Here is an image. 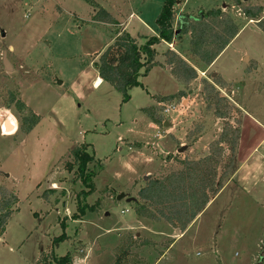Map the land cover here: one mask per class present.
Instances as JSON below:
<instances>
[{"label":"rangeland","instance_id":"1","mask_svg":"<svg viewBox=\"0 0 264 264\" xmlns=\"http://www.w3.org/2000/svg\"><path fill=\"white\" fill-rule=\"evenodd\" d=\"M90 1L98 8L86 0H0V112L13 123L5 134L0 130V216H9L0 235V264H36L63 233L69 239L54 252L70 254L73 264H114L129 238L134 247L128 264H264L261 184L256 199L228 188L182 236L163 221L139 218L135 203L117 201L124 194L137 203L149 179L180 169L181 161L199 160L219 139L224 121L205 101V89L214 84L211 72L224 83L221 95L234 107L227 111L228 122L238 131L236 153L227 151L219 176L227 184L250 153L264 157V0H179L178 32L180 17L198 9H222L241 31L212 71L189 53L190 34L155 46L156 66L129 91L128 102L108 83L94 87L96 64L116 30L140 46L158 35L164 0ZM246 6L262 8L261 25L245 19ZM97 9L108 12L111 21L96 22ZM171 52L196 68V80L175 78ZM4 53L11 73L4 70ZM179 93L184 96L159 102ZM170 104L176 111L165 114ZM146 108L161 122L151 127ZM32 115L38 123L27 132ZM81 145L89 146L95 158L90 168L98 175L96 191L80 204L96 208L73 221L84 188L65 166ZM229 155L234 158L230 169Z\"/></svg>","mask_w":264,"mask_h":264},{"label":"trees","instance_id":"2","mask_svg":"<svg viewBox=\"0 0 264 264\" xmlns=\"http://www.w3.org/2000/svg\"><path fill=\"white\" fill-rule=\"evenodd\" d=\"M86 1L94 9L98 8L92 1ZM178 2L179 0H164L161 12L156 19L158 35L148 38L140 46L130 34L116 30L110 45L101 54L95 67L99 78L103 83L111 85L122 96L123 102L129 101V91L140 87L142 85L140 80L156 66L155 46L162 42L172 44L175 34L178 32L174 29V8ZM262 11L261 7L246 6L242 10V14L248 21H257L261 25L263 23L260 18ZM94 18L96 22L101 23L111 21L110 14L103 9H99ZM178 27L180 30L178 35H191L189 53L207 67H210L220 57L241 31L240 27L222 12V9H198L193 14H185L180 17ZM171 55L169 63L175 66L173 75L179 82L189 83L198 78V72L194 67L176 53L171 52ZM223 86L224 83L219 77H216L214 84L205 89V101L208 109L213 111V115L217 119L224 121L225 126L219 139L210 146L207 155L199 160L181 161L179 162L180 169L169 174L160 172L161 177L157 175L156 178L149 179L146 186L139 191V200L135 203V212L139 218L150 222L163 221L184 234L224 189L226 184L223 177L219 176L218 170L224 162L227 151L230 152V155L236 153L238 131L228 122L227 111L234 107L227 97L221 95ZM183 96V93H179L158 99L162 103ZM143 111L150 116L153 123L161 122L160 119L155 118L152 109L146 108ZM29 121L27 132L31 131L38 123L35 115H32ZM227 144L230 145L229 149L226 148ZM88 149L87 145L74 148L71 153L73 162L67 163L65 166L66 171L74 173L77 181L84 188L77 196L79 204L77 212L72 216L73 221H82L88 211L94 212L96 208L86 203L80 204L81 198L85 200L96 191L94 179L98 172L90 168L95 163V158ZM230 155L226 166L228 169L234 163V158ZM98 168L102 169L101 164L98 165ZM8 217V215L0 216V235L5 232ZM61 224L63 228L66 227L64 221ZM68 239L69 237L65 233L53 239L50 253L40 255L36 264H73L70 254L60 257L54 252L55 248ZM148 243L142 242L143 245ZM133 247L134 242L129 238L117 250L114 264H128L130 250Z\"/></svg>","mask_w":264,"mask_h":264},{"label":"crops","instance_id":"3","mask_svg":"<svg viewBox=\"0 0 264 264\" xmlns=\"http://www.w3.org/2000/svg\"><path fill=\"white\" fill-rule=\"evenodd\" d=\"M214 63L210 67L205 66L206 70L212 71ZM211 74H216V73L211 72ZM217 75H219V74L217 73L216 76ZM96 79L100 80V82H101L100 85L103 84V82L100 78L97 77ZM154 125H156V124H154V123L150 124L151 127H153ZM263 142H264V139L260 144H262ZM258 146H260V145H258ZM259 184H261L262 187H264V157L262 155L260 156L259 153L257 154V152L254 151V153H250L247 156V158L243 161V163H240L238 168L234 171L231 181L228 182L225 185L224 189L218 194V196H216L212 200V202L206 208V211H208L211 207H213L217 203V201L220 199V197L225 193V191L230 187L237 188L247 195H252V194L254 196H255V194L261 195L263 192L258 190ZM255 199H256V196H255ZM182 235L183 234H181V236Z\"/></svg>","mask_w":264,"mask_h":264},{"label":"water","instance_id":"4","mask_svg":"<svg viewBox=\"0 0 264 264\" xmlns=\"http://www.w3.org/2000/svg\"><path fill=\"white\" fill-rule=\"evenodd\" d=\"M244 2L248 1V0H243ZM179 34V32H177L175 35ZM244 62L247 63L249 62V58L245 57ZM3 67L4 70L6 72H13L14 68L13 65L11 64V62L8 60V56L7 53H4L3 55ZM216 74H213L212 77L215 78ZM59 85H61V82H59ZM0 122H1V134H5L7 132V130H10L13 127V123L11 121V117L8 116L6 113L4 112H0ZM165 125H168L167 123ZM17 128V127H16ZM17 131V129H15ZM186 150V146H183L182 148H180L178 150L179 153L183 152ZM8 177V176H7ZM148 177H146L145 179H147ZM126 200L127 203H136V199L128 197V195H124L121 194L119 196H117V201H122V200ZM75 264H78L77 262Z\"/></svg>","mask_w":264,"mask_h":264},{"label":"built area","instance_id":"5","mask_svg":"<svg viewBox=\"0 0 264 264\" xmlns=\"http://www.w3.org/2000/svg\"><path fill=\"white\" fill-rule=\"evenodd\" d=\"M173 111L174 112L176 111V107L173 104H170L169 106L168 105L164 106V113L165 114L172 113ZM263 154H264V149H263Z\"/></svg>","mask_w":264,"mask_h":264},{"label":"bare ground","instance_id":"6","mask_svg":"<svg viewBox=\"0 0 264 264\" xmlns=\"http://www.w3.org/2000/svg\"><path fill=\"white\" fill-rule=\"evenodd\" d=\"M101 84L100 80L99 79H96L95 82H94V87H99Z\"/></svg>","mask_w":264,"mask_h":264}]
</instances>
